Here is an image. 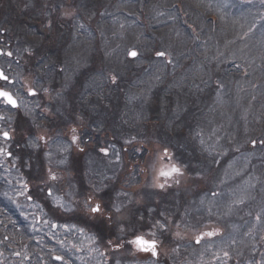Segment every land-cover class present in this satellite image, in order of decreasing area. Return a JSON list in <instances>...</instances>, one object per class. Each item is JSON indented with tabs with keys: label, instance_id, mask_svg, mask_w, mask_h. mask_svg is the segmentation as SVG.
<instances>
[{
	"label": "flooded vegetation",
	"instance_id": "obj_1",
	"mask_svg": "<svg viewBox=\"0 0 264 264\" xmlns=\"http://www.w3.org/2000/svg\"><path fill=\"white\" fill-rule=\"evenodd\" d=\"M98 1L100 15L104 4L114 5ZM87 7V0H0V52L12 53L0 54V72L8 77L0 79V90L16 101L13 107L0 97V264H231L214 224L220 215L178 208L175 224L161 234L156 221L166 222L170 209H134L130 194L114 193V131L103 146V129L87 121L85 107L78 141L67 139L66 155L51 160L52 74L65 70L54 57L69 49V28L79 26V38L86 34ZM172 165L160 162L164 171ZM85 201L110 210L94 219ZM136 235L155 240L158 255L129 243Z\"/></svg>",
	"mask_w": 264,
	"mask_h": 264
},
{
	"label": "rangeland",
	"instance_id": "obj_2",
	"mask_svg": "<svg viewBox=\"0 0 264 264\" xmlns=\"http://www.w3.org/2000/svg\"><path fill=\"white\" fill-rule=\"evenodd\" d=\"M204 2L208 10L218 12V20H215V18L213 22V29L218 31L204 34V39L197 42L199 44L197 48L188 50V41L178 38V36L175 37L171 34V31L161 32L160 36L154 37V41L162 38L160 42L163 41L164 43L162 45L161 42L162 46L159 50L166 52L164 58H155L138 51L139 56L131 60L129 66L126 64L123 66L124 68L134 69V67L140 65V68L136 67L135 74H139L141 81L148 85L145 86L146 95L144 99L146 100L149 98L150 91H152L156 81L161 79L166 82V78L169 77L168 81L171 83V88L166 87V89L171 90L172 116L178 120L175 123H165L163 129L157 123L149 121L146 134H142L143 128H140L138 136L135 137V140H132L131 144H126L125 140H130L133 137L121 141V145L128 147L143 145L148 150L141 167V179H133L130 184L131 188H125L124 191H121L125 193L121 194H130L134 199V206L131 208L134 209L144 207L170 209L167 210L164 218L167 225L173 226L175 224L173 221L181 213L177 211L178 208L189 209V203H185V206L182 207L184 196H192L194 194L192 193L193 190L203 192L216 179L222 183L223 187L217 196L214 193L209 194V197L213 196L211 199L213 204L205 199L203 195L195 193L190 209L196 214H200L199 216L206 215L205 211L208 209H222L217 203L219 199H224L226 211L219 213L222 217L224 215L228 217L227 225L229 226L230 237H225V240L228 241L230 246L235 247L237 253L247 251L241 255L231 252L233 257L231 264H264V247L259 256L254 255L258 250L255 236L252 237L249 248L246 236V232L251 226L249 213L256 209L250 202L261 203L264 199L262 154L255 152L254 155L238 150L239 147L244 146L245 142H248L250 146H254L251 143L255 142L252 141V138H248L247 133L250 130V125L254 127L253 120L249 119L250 123L246 126L244 122H241L247 114L246 104L261 103L264 107V65L256 63V61L264 62V15L248 12L246 4L239 5L232 0H204ZM133 9L135 10L132 7ZM261 9L264 10V6ZM241 13H248L251 16L260 18L259 26L254 24L249 32L252 21L248 16ZM175 18L179 17L175 16ZM146 27H148L150 33L155 31L149 23L146 24ZM243 35L248 40L252 38L256 45H247L245 48L242 46L239 49L238 43L233 39ZM77 45L79 50L81 47L84 49L85 56L87 46L81 45L80 42ZM131 49L123 44L117 59H120L124 53L127 56ZM79 50L76 47V51L71 52L70 55H77ZM67 54L62 57L65 60V64H63L65 70L55 73L58 79L57 84L51 87V95L54 100H57L55 109L52 110L51 114L56 119L55 121L63 117L60 114L63 103L62 94L74 82L73 75L69 76V79L64 78V74H66L64 71H68L69 67L77 65L78 62L77 60L70 61ZM238 54L244 55L242 61L251 60L253 61L252 64L256 63L257 66L248 67L247 73L244 65L235 64L234 56ZM170 59L173 60L174 64L163 69V63L169 62ZM151 61L152 64H150ZM111 62L114 66V60ZM156 65L163 71H159ZM81 66L86 67L87 65L82 62ZM177 69L181 71L178 73L176 72ZM240 73H242L240 75L242 80L237 81L239 84L234 86V95L230 100V80ZM225 74L228 76H225ZM142 84L144 83L136 85L138 89L144 88ZM54 89L56 92H53ZM84 92L88 91L85 90ZM130 92H134V90L132 89ZM106 97L110 102H114V96ZM85 98L89 104L91 98L86 96ZM96 104L97 106L93 108L87 105V112H91L93 116L98 117L99 125L104 131L116 130L118 135L127 133L133 136L134 131L129 132L130 129L128 128H132L143 115L148 118L150 114H153V117L151 116L153 119L157 116L163 118L164 113L169 111L167 104L165 108L160 105L154 109L146 108L141 112L138 107H134L138 112H130L129 116L134 119L128 120L118 113L114 114L113 106L104 103L102 98H99ZM187 110H191V115H185ZM257 110L258 112L261 111L260 108H257ZM183 111L184 115L178 118ZM70 128L71 126H66V129H64L62 125L55 127L56 133L50 144L51 160H56L54 159V150L55 157H57L58 149L61 160L62 155H66L68 148L63 141L58 140L61 137L57 135V131L61 133ZM67 132L73 136V132ZM165 148H167L168 155H171L172 164L177 163L182 175L170 177L166 187L158 190L157 194H152L151 192L156 189L158 180L163 181L166 178L162 176L158 179L160 157L164 156L163 150ZM235 149L237 151H234ZM201 152H206L209 158L215 157L214 168L216 170L213 177L211 172L203 169L200 164ZM220 152L222 155L218 156L217 154ZM129 169L130 166L125 163L119 173L122 175L128 174ZM247 200L249 204L244 207L243 203ZM128 204L127 202L125 205ZM215 213L218 212H213V214ZM254 234L260 240H264V230L256 231ZM230 242L235 243L236 246Z\"/></svg>",
	"mask_w": 264,
	"mask_h": 264
},
{
	"label": "trees",
	"instance_id": "obj_3",
	"mask_svg": "<svg viewBox=\"0 0 264 264\" xmlns=\"http://www.w3.org/2000/svg\"><path fill=\"white\" fill-rule=\"evenodd\" d=\"M99 3L98 0H87L88 14L86 16L87 23L85 25V35L79 38V26L76 28H69L65 35L67 47L69 49L64 53H69L67 55L70 57V61L77 60L78 62L77 65H72L68 71H64V73H66L64 74L65 79H69V76H74V82L70 84L62 94L63 103L60 108V114L65 116L68 120L66 122L61 120L58 123L64 126V129H66V124L70 123L76 127H81L82 121L79 113L80 111L81 113L85 112V110H81L82 107L86 108V113L88 114L87 121L90 122L94 119L93 124L98 125V117L93 116L91 112H87V105H90L92 108L96 107L99 98H102L104 103L110 104L111 102L106 96H114V114L118 113L128 120L134 119L129 116L130 112H138L134 107H138L140 112L146 108L154 109L156 106L160 105L165 108L166 102L170 99L171 92V90L166 89V87L171 88V83L169 81L157 80L152 91H150L149 98L147 100L144 99L146 95L145 86L148 85L141 81L139 74H135L136 67L140 68V65L134 67V69L124 68L123 66L125 64L127 66L131 64V59L126 56V53H124L120 59H117L119 58L122 45L125 44L127 48H132L140 53L144 52L145 55L149 54L152 56V54L156 50H159L164 43L161 41V45L160 40H162V38L154 41V37L160 36L161 32L171 31V34L175 37L178 36V38L188 41L187 49L192 50L199 46L197 42L204 39V34H207V31H213L214 19L216 18L215 20H218V12L215 10H208V8L205 7L204 0H114L113 6L103 5L102 15H100V9L96 8L99 6ZM132 7L135 8V10H132ZM261 15H264V10ZM175 16L179 18H175ZM259 19L260 18L257 17H250L252 23L249 26V32L254 24L259 26L261 22ZM147 23L154 27V32H149L148 27H146ZM68 24L72 25V22ZM235 40L238 43L239 49L243 46L239 43H245L244 48L247 47V45H256L252 38L249 40L247 38V43L242 42V36ZM78 42H80L81 45L84 44L87 46V54L85 56L84 49L81 47L79 50V46L77 45ZM76 47L79 50L78 54L71 56V52L74 53ZM238 55L234 56L235 64L244 65L247 73L248 67L257 66L256 63L264 65V62L261 63L260 61H256V63L253 64L251 60L242 61L244 55ZM63 56L64 55L54 57L56 66L65 64V60L62 59ZM112 60H114V66L112 65ZM122 60L123 62H121ZM82 62L87 66H81ZM173 64L174 62L171 59L170 63H165L164 65L168 66ZM180 71V69L176 70L178 73ZM241 74L242 73L230 80V100H232L234 95V86L239 84L237 81L242 80ZM113 75L117 76V82L115 84H113L111 80ZM225 76L228 75L225 74ZM141 83H144L142 84L144 88L138 89L136 85ZM132 89L134 92H130ZM85 90L90 93L84 94ZM85 96L93 97L89 104ZM168 106L170 110L164 113L163 118L157 116L153 119V114H150L148 118L143 115L139 121H136L132 128H128L130 129L129 132L134 131L133 136L127 133L118 135L117 131L114 130V144H122L121 141H124V139L138 136L140 128H143L142 134H146L149 128L147 125L149 121L157 123L161 129L164 128L165 123H175L178 119H174L172 116L171 108L173 107V101H171ZM246 107L247 114H245L244 120L241 122H244L246 126L250 123L249 119L253 120L254 127L250 125V130L247 133L248 138H252L255 144L254 146H250L248 142H245L244 146L240 147V150L248 154L255 155V152L262 154L261 159L264 163V107L261 103H248ZM257 108H260L261 111L258 112ZM184 111L178 118L184 115ZM185 115H191V110H187ZM241 126H243V124H241ZM255 148L256 150H254ZM201 153L200 164L203 169L209 170L213 177V173L216 170L214 168L215 157L209 158L206 152ZM217 155L221 156L222 153L220 152ZM115 156L116 153H114V160ZM217 184L222 183L215 179L206 190L194 193H209L211 187L220 192L221 189ZM189 201L190 199L184 196L182 207ZM250 203L256 208L255 211L249 213L250 222L252 221L253 225H255L254 219L258 218L260 223L257 229L262 231L264 230V199L261 203ZM248 204L249 201L247 200L243 203V206L246 207Z\"/></svg>",
	"mask_w": 264,
	"mask_h": 264
},
{
	"label": "snow or ice",
	"instance_id": "obj_4",
	"mask_svg": "<svg viewBox=\"0 0 264 264\" xmlns=\"http://www.w3.org/2000/svg\"><path fill=\"white\" fill-rule=\"evenodd\" d=\"M49 27H50V25H49ZM0 54H6L7 56H12L11 52H7V53L0 52ZM155 55H156V57L159 58V57H164L166 55V53L163 52V51H156ZM128 56L131 57V58H136V57L139 56V52L137 50H130L128 52ZM0 79L8 81V77L3 72H0ZM111 80H112V83L115 84L117 82V76L113 75L111 77ZM28 94L29 95H35V92L30 89ZM0 97H3L7 101V103L9 105H12L13 107L16 106V101L13 99L12 95L9 92L0 90ZM73 131H75V130H73ZM3 137H4L5 140H8L9 139V134L7 132H4L3 133ZM78 139H79L78 136L73 135L72 142L76 143L78 141ZM132 140H135V137H133L130 140H125V143L126 144H131ZM253 143H255V142H253ZM80 150L83 151V149H80ZM100 151L102 153H104L105 155L108 154V149L107 148H101ZM137 151H141V150H137ZM8 155L11 156L13 154L11 152H9ZM164 156L165 157L168 156L167 148H165V150H164ZM119 158H120L119 155H117V160H119ZM159 175L163 176V177H166V178H170V177H172L174 175L175 176L182 175V172H181L179 167H177L175 164H173L169 170H167V171L161 170ZM177 182H179V181L177 180ZM158 186L163 188L165 185L164 184H160ZM29 199H31V196H29ZM84 207L86 209H88L92 213L94 219L97 217V214H101L104 211H109L110 210L106 204L92 205L90 203V201H85ZM100 219L103 222L104 218H103L102 215L100 216ZM111 219H112L111 217H108V220H111ZM156 223H157V225H159V228L161 230V234H163V232L167 230V223L166 222H162L160 220H157ZM53 227H55V225H53ZM217 234L218 233H215V232L206 233V235L208 237H212V236H215ZM117 239L119 241L121 238L118 237ZM200 239L201 238H198L196 240V243H200ZM109 243H111V240H109ZM129 243L135 245L138 248V250L145 251V252H149L150 251L152 256H154V257L158 255L157 250H156L157 249V244H156L155 240L149 241V240H146L143 236L136 235V236H134V239L131 240ZM119 246H120L119 243H117L115 245V247H119ZM17 255H18V253H17ZM223 255H224V257H229V253L227 251H224ZM54 259L55 260H63L64 258L62 256L57 255V256L54 257Z\"/></svg>",
	"mask_w": 264,
	"mask_h": 264
}]
</instances>
